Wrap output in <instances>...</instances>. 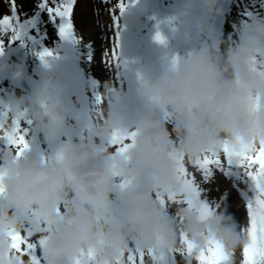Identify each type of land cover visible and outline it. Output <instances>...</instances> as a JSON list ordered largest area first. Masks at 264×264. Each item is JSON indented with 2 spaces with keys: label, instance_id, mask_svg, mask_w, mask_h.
I'll return each instance as SVG.
<instances>
[{
  "label": "clouds",
  "instance_id": "1",
  "mask_svg": "<svg viewBox=\"0 0 264 264\" xmlns=\"http://www.w3.org/2000/svg\"><path fill=\"white\" fill-rule=\"evenodd\" d=\"M184 4L206 24L185 36L178 54L157 75L137 78L140 105L134 117L128 115L125 94L108 82L102 114L92 119L91 129L65 139L70 110L51 75L27 97L16 95L8 103L13 110H27L44 144L59 145V158L36 149L18 159L15 152L0 158L6 190L0 196V264H29L10 238L12 230L23 232L22 214L32 216L31 227L46 241L43 264H117L121 253L129 252L154 251L168 258L181 248V234L198 251L215 239L228 253V264H236L235 254L249 240L227 207L201 219L168 201L184 198L180 157L192 165L220 151L224 142L237 148L264 142V77L253 71L254 58H264V18L247 29L234 24L225 36L215 22L226 16L228 0ZM164 38L159 44L167 46ZM15 67V78L22 80L23 65ZM123 131L138 133L128 158L106 147ZM124 180L130 184L121 191L117 185ZM158 198L168 202L166 209ZM49 226L50 231H39ZM89 252L95 254L93 262Z\"/></svg>",
  "mask_w": 264,
  "mask_h": 264
},
{
  "label": "snow or ice",
  "instance_id": "2",
  "mask_svg": "<svg viewBox=\"0 0 264 264\" xmlns=\"http://www.w3.org/2000/svg\"><path fill=\"white\" fill-rule=\"evenodd\" d=\"M10 15H4L0 18V32L5 34L10 33L11 44L23 42L27 34L34 29L42 15H46L47 20L56 25L59 37L65 41L74 43H82V39L76 34L73 23V10L77 0H39L35 5L33 14L21 20L17 11L16 0H9ZM50 4L52 6H50ZM261 9L264 10V0H260ZM119 17L127 10V5L124 0H119ZM119 17L115 18L116 37L111 55L106 54V63L114 60L117 67L120 66L119 52ZM261 16L259 13L242 8L238 24H243L244 28H249L258 23ZM154 39L161 44H165L166 40L163 33L157 32ZM3 40H0V55H3L5 50ZM41 61H46V58L52 53L45 50L40 53ZM91 58V57H90ZM253 71L264 77V58L253 60ZM104 97L98 95L96 97L97 105L103 103ZM260 106L259 98L256 101L257 109ZM97 114H102L97 112ZM10 120V123H9ZM32 120L28 117L26 109L13 110L10 104H0V158H4L11 152H15L16 158L24 156L28 151H31L32 143L30 137L32 135ZM91 129V125L88 130ZM138 133L135 131H123L115 133L107 142L106 147L114 149L117 155L128 158L131 150L135 147V141ZM167 138V134L165 135ZM166 142L171 143L166 139ZM54 158H59V153L52 152ZM223 155V160H222ZM178 177L182 183L183 199L177 200L174 196L169 197V201L174 204H182L198 215L201 219H206L215 214L221 207H227L225 201L228 199V194L224 193L219 201L210 202L205 198L204 190L198 185L194 175H190L182 157L178 159ZM192 166L202 173V178L205 183L212 182L214 178V169L218 170L222 176L228 178L236 189H239V195L247 201V216L250 219V227L246 229V234L249 240L248 245L243 250L244 264H264V142H261L259 147L255 144L251 146L241 145L238 148L224 142L220 151L212 150L202 158L192 162ZM118 174V173H117ZM4 173L0 171V196L5 194V186L3 183ZM130 181L124 180L117 187L121 191L127 190ZM241 184L246 187V190L240 189ZM249 192L253 196H249ZM226 197V200L222 199ZM160 206L167 208V203L164 199L158 198ZM22 222L25 224L23 232L12 230L10 238L12 248L19 255L29 258V264H43L44 257L37 255V248L43 252L46 241L43 235H40L38 240L32 238L37 234L31 225L33 224L32 216L22 214ZM50 226L44 229H39L41 233L50 231ZM179 252L188 264H191L193 257L199 264H228L229 255L225 252L223 246L215 239H210L206 250L198 251L194 244L184 234H181V248L174 252L170 257L165 258L157 256L154 251H150L148 255L155 264H176L175 253ZM145 254L143 252L136 254L129 252L127 255L121 253L117 264H145ZM95 254L88 253V262H93ZM77 264H84L82 261H77Z\"/></svg>",
  "mask_w": 264,
  "mask_h": 264
},
{
  "label": "rangeland",
  "instance_id": "3",
  "mask_svg": "<svg viewBox=\"0 0 264 264\" xmlns=\"http://www.w3.org/2000/svg\"><path fill=\"white\" fill-rule=\"evenodd\" d=\"M22 3L25 2L26 0H21ZM244 4H245V1L244 0H237L236 1V9L237 11L241 10L243 7H244ZM259 6L261 7L260 5V2H258ZM98 36H100V33L98 32ZM102 49H103V45L101 44L100 45V54H102ZM102 61V64H103V67H104V74H103V77H100L97 75V72L96 70H94V74H95V77L103 84L104 88H106L107 86V83L110 81V76H111V73L109 71V66H108V62L106 63V57L102 58L101 59ZM111 64V63H110ZM118 72V70H116ZM93 74V75H94ZM100 75V74H99ZM114 85V84H113ZM98 93L99 95H102L104 97V95L101 93V91H99L98 89ZM99 107L101 108V105H99ZM220 180V178H218ZM221 181V180H220ZM213 184V183H212ZM212 184H208V183H201L202 185V189L204 190V193H205V198L208 199L210 202H213V201H219L220 200V194H218L217 192V189L216 188H212ZM204 186V187H203ZM227 186V185H226ZM228 189L231 190L230 187H227ZM205 189L207 192H205ZM232 191V190H231ZM232 193L234 194V192L232 191ZM236 218H238L239 221L238 224L240 225V227L243 229L246 228V221L245 219L243 218L242 214L239 213V215L236 216ZM241 220V221H240ZM37 255L38 256H42V252L41 250L39 249V247L37 248Z\"/></svg>",
  "mask_w": 264,
  "mask_h": 264
},
{
  "label": "bare ground",
  "instance_id": "4",
  "mask_svg": "<svg viewBox=\"0 0 264 264\" xmlns=\"http://www.w3.org/2000/svg\"><path fill=\"white\" fill-rule=\"evenodd\" d=\"M0 7L5 11V13L8 12V14H9V11H10V3L9 2H7L6 0L0 1ZM89 21L92 24V26L94 27V18H92L90 16ZM222 34H224V33L222 32Z\"/></svg>",
  "mask_w": 264,
  "mask_h": 264
}]
</instances>
